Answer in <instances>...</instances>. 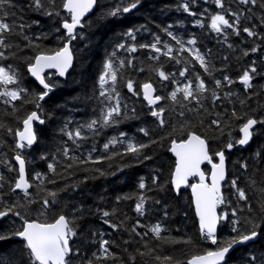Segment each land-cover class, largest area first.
Masks as SVG:
<instances>
[{
	"label": "trees",
	"instance_id": "1",
	"mask_svg": "<svg viewBox=\"0 0 264 264\" xmlns=\"http://www.w3.org/2000/svg\"><path fill=\"white\" fill-rule=\"evenodd\" d=\"M26 2L27 0H12V5L15 7L9 5L0 10V15L7 11L10 14L5 18L6 22L31 24L25 32L39 47H27L23 51L19 48L13 49L12 51L17 53L16 57L0 61V64H12L20 72V86L28 88L27 99L33 100L31 93L42 91V87L27 72V63L41 51L51 53L57 50L63 42L55 39V36L60 35L54 31L59 26V18H48L37 12L26 10L24 7ZM184 2H190V0H142V5L133 12L101 21V15L120 4L121 0H99L93 13L85 18L90 26L77 30L82 34L83 39L78 37L71 44L74 63L67 76L62 79L52 71L45 74L56 87L49 97L40 102L42 106L40 114L45 119V123L41 125L35 122L39 142L23 153L29 161L28 178L34 185L30 191L33 199L37 201L45 195L38 192L35 185L39 182L32 179L37 172L44 173L48 179L56 181L55 184H50L45 180L44 187L47 189L58 190L67 187L68 190L60 192L59 203L45 216H38L36 210L40 208V204H33L30 218L50 222L59 214L71 217L74 207L82 206L86 210L84 217L77 221V235L70 241L72 248L79 250V254L73 256L72 264H87L88 260H93V264H161V261L155 259L157 255L172 257V264H187V259L191 256L216 247L205 240L200 233L189 189L183 188L179 194H176L172 188L170 179L175 161L169 152V146L173 139L186 138L189 131H194L208 140L210 153L214 157L215 152L219 151L230 138L229 133L231 138L238 139L239 126L244 120L233 118L231 116L233 109L241 117L264 118V39H261L264 37V24L261 23L264 9L240 4L238 0H224L225 9H220L216 7L213 0H207V2L195 0V3L190 2L192 11L197 13L194 17L178 7ZM61 3L62 0H57L61 16L70 19L67 12L59 7ZM250 7L251 11H248ZM225 10L243 13L240 27L252 28L258 36L248 37L242 31L240 36H236L232 34L231 29H228L225 41L224 35L211 31V14ZM225 14L226 18L233 19L227 12ZM197 19L203 22V27L195 23ZM37 20L39 24L34 23ZM140 25H145L148 30L137 34L135 41L137 45L152 43L155 36H159L161 44L158 46L162 50L165 43L173 47V55L178 56L181 63H176L175 60H170L163 55H160L159 60L152 59L151 57L159 54L151 49H139L132 54L119 50L115 58L117 67L120 59L134 58L132 67L126 64L124 68L119 69L116 88L121 94L122 103H126L129 109L133 107L136 109V118L126 119L118 126L102 130L98 136H93L87 141H80L82 146L77 149L60 129L68 120L72 121L68 125L69 129H73L78 123L89 121L99 115V108L102 105L98 99V77L103 71V64L118 43H132L123 36L127 29ZM168 25H172L170 30L185 42V47L198 48L206 55L210 64L214 66L211 75L205 73L187 52L175 51L179 45L163 31ZM15 31L20 30L16 28ZM44 34L48 38H43ZM36 37L41 38L37 40ZM191 38L197 40L195 46L187 45V40ZM8 41L21 47L27 43L22 36L15 34L9 35ZM228 44L233 47L229 48ZM256 46H259L260 50L251 53V48ZM245 50L250 52L248 56L243 54ZM185 60L190 61L187 65L190 71L186 77H180L179 71L186 66ZM253 61L258 73L252 81L253 88L246 92L239 82V77ZM161 67L168 74L175 73L174 79L180 86L188 80H192L195 85L197 73L210 89L215 88V79L223 81L225 75L235 83L223 89H216L222 99L215 105L211 102L210 93H206L208 99L203 101L204 108H199L195 102L188 104L187 108H182L180 103H173L167 99L178 84L172 82L171 76L168 81H162L153 70ZM128 79L135 81V87L138 90L143 83L151 82L157 89V93L166 97L158 105L166 109L164 113L166 123L163 127L149 114V106L142 94L134 96L128 92L125 87ZM9 87H15V85ZM225 92H232L233 95L224 99ZM178 99L182 101V96L178 95ZM240 100H244L245 103L242 105ZM183 103L187 104V102ZM189 109L194 110L189 111ZM31 111H39L33 103L16 101L14 109L11 105L3 103V98H0V124L4 126L0 128V157L10 161L14 167H17L15 160L12 159L14 156L12 149L16 142L15 132L21 128L23 118ZM181 111L184 112V116L179 115ZM213 119H220L222 124L228 125L224 128L223 135L210 125ZM141 127L148 130L149 136L145 137L138 131ZM7 128L13 130L11 134L6 131ZM257 128L258 134L253 137L249 145L236 146L230 152H226L228 173L223 188L226 203L218 206V209L221 214L228 213V220L222 221L217 229V236L221 242L234 235L231 231V222L234 220H240L239 227L242 231L250 227L245 222L246 218L255 220L264 227V222L261 221V217H264V211L261 210V198L264 197V193L260 191L264 188V161L256 155L258 152L264 154V126L258 125ZM120 132L127 133L128 137L139 142L156 141L146 150L152 159L138 163L131 156H114L113 159L103 160L97 164L91 162L80 164L66 159L62 153V148L66 144L70 149V155L80 159H85L93 146L96 149L92 153L93 158L111 155L122 151V147L118 145L105 152L103 144L111 137L118 136ZM41 156L46 158L41 159ZM245 162L248 164L247 170L241 167V164ZM49 163L55 165V173L48 170ZM69 164H72V167H67ZM208 168V165L204 166L205 171H208ZM95 169H100L105 174L100 175ZM0 175H3L7 181L4 186V191L7 192L10 182L17 178V172H10L4 164H0ZM153 176L158 177V183L162 187L153 184ZM230 177H237L239 187L245 189L252 205L251 213L246 207L240 210L244 202L238 200L235 189L229 184ZM141 178L148 185V188L143 190V194L149 198L145 206V214L142 216L135 212V204L141 195V190L138 188ZM252 180L255 181L254 184ZM17 196L21 201L24 200L22 193L12 194L13 198ZM118 197L121 199L118 200ZM234 208L238 210L236 217L231 215ZM97 209L114 213L107 219L120 225L119 229L113 230L104 224L105 218ZM137 221L142 227H137L136 231L141 234L147 233V235L138 236L131 231ZM8 223L10 221L5 220L0 222V226L6 227ZM19 223V220H16L17 226ZM157 223L164 229L161 235L165 239H157L149 230ZM93 232L103 233V236H93ZM101 238L112 242L110 251L116 255V259H95L93 253L100 254L99 240ZM174 240H190L191 242L173 243ZM21 243L19 239H15L3 243L0 247L14 249ZM150 250L151 254H149ZM141 252L145 254L140 255ZM250 254L257 257L264 255V234L256 241L233 250L229 254V264H245ZM130 256H135V260H131Z\"/></svg>",
	"mask_w": 264,
	"mask_h": 264
},
{
	"label": "snow or ice",
	"instance_id": "2",
	"mask_svg": "<svg viewBox=\"0 0 264 264\" xmlns=\"http://www.w3.org/2000/svg\"><path fill=\"white\" fill-rule=\"evenodd\" d=\"M99 0H62L59 7H62L68 14L69 18H64L61 16L58 10L57 0H27L24 5L26 10L34 11L42 16L48 18L57 17L59 18V26L55 28V33H60V35L55 36V39L62 41V46L57 50L52 51L50 54L41 51L39 54L35 55L34 58L27 63V72L38 81L39 85L42 86V91L38 93H31L34 97L33 100H28L27 95L29 90L26 87L20 86L21 74L12 65L0 64V98H3V103L11 105L15 109V102L22 101L24 103H33L37 110L28 113L22 120L23 129L17 130L15 132L16 142L12 151L14 156L12 159L15 160L17 167H14L10 161L5 158L0 157V164H4L8 168V171H16L17 178L10 182L7 192L4 191L5 177L0 175V222L9 220L10 223L7 226H0V245L3 243L14 241L19 239L21 245L14 249H6L0 247V264H72V258L79 254L78 249H73L70 245V241L73 237L77 235V221L84 217L85 209L81 207H74L72 209L73 215L71 217L65 214L57 215L51 222L47 220H40L39 218L31 219L30 215L33 211L32 205L35 203L40 204L38 211V216H45L50 210H53L54 206L59 203L60 192L67 191V187L58 190H50L44 187L45 180L47 183L55 184L56 181L48 179L44 173H35L32 179L38 181L39 183L35 185L38 192L45 193L41 196L39 201L33 199L32 192L30 189L34 187L31 180L28 178V159L24 155L26 149H31L35 144L39 142V135L34 127V122H38L43 125L45 119L42 118L40 112L42 111L41 101H44L46 97L54 92L56 87L55 83L46 78V69H55L60 77L66 75L68 70L73 66V51L71 44L73 41L77 40L78 37L83 39V36L78 29H83L86 26H90L85 21V17L92 13L94 8L98 6ZM191 3H195V0H190ZM190 2H184L178 7L190 16H197L195 11H192L190 7ZM207 2V0H206ZM216 7L220 9H225L224 0H213ZM240 4L258 6L264 9V0H238ZM9 5H12V0H0V10L5 9ZM142 5V0H121L120 4L115 5L113 8L108 9L104 12L100 20L103 21L106 18H116L123 14H128L133 12V10L138 9ZM15 7V5H12ZM207 11V10H205ZM251 11V7L248 8ZM225 12L228 13L233 19L226 18ZM10 13L7 11L0 15V61H7L11 58L16 57L17 53L12 51L13 49L19 48L23 51L27 47H36L39 45L35 43V40L30 38L25 29L30 28L31 24L19 23L15 21L12 23L6 22V17ZM203 15V13H201ZM243 13L231 12L230 10H225L224 12H217L211 14L210 16V29L211 31L224 35L225 41L227 40V30L231 29L232 34L240 36L241 31L245 33L248 37H257L258 33L249 27H240L241 16ZM34 23L39 24V21H34ZM195 23L203 27V22L199 19ZM261 23L264 24V16L261 17ZM19 28L20 31H15ZM172 25H168L163 29V31L169 36L173 41L179 45V48L175 51L177 52H187L193 60L198 62L199 66L208 75L212 74L213 65L205 54L201 53L198 48L195 47H185V42L179 39L170 29ZM63 30V32H61ZM145 25H140L138 27L134 26L123 34L127 40L132 41V43L121 42L115 46V49L108 56L103 64V71L98 77L99 86V103L102 105L99 108V115L89 121L78 123L73 129H69L68 125L72 123L71 120L65 122L64 126L60 131L68 137L69 140L73 142L77 149L82 145L80 141H87L93 136H98L101 134L102 130L118 126L120 123L124 122L126 119L136 118V109L133 107L129 109L126 103H122V98L120 92L116 88L118 80V71L120 68H124L127 64L128 67L133 66V59L128 58L120 59L118 61V67L116 65V56L119 50H124L129 54L136 53L139 49H151V51L159 54L152 59L159 60L160 55L168 57L170 60H175L176 63H181V59L173 55L174 49L167 43L164 44L163 50L158 45L161 44V39L159 36H155L154 42L149 44H139L135 43L137 40V34L141 31H147ZM18 35L27 41V43L21 47L17 44L8 41L9 35ZM41 37H36L35 39H40ZM43 38H48L44 34ZM264 39V37H261ZM187 45L195 46L197 40L191 38L187 40ZM229 48L233 45L228 44ZM259 46L252 47L250 52H258ZM249 51L245 50L244 55L248 56ZM227 59V57H225ZM185 67L179 71L180 77H186V74L190 71L187 66L190 61L185 60ZM157 72V75L162 81H168L170 76L173 78L172 82H178L174 79L175 73L168 74L161 68L153 69ZM143 71V69H140ZM258 73V69L255 66V61L245 69L242 75L239 77V82L244 86L245 91L253 88L252 81L255 75ZM235 81H233L229 76L225 75L223 81L220 79H215V88L210 89L205 80L201 76L196 74V82L193 84L192 80H188L182 86H178L170 92L167 99L173 103H180L182 108H187L188 104L195 102L199 108H204L203 101L208 99L206 93H210L211 102L213 105L217 101L222 99L221 95L216 91V89H223L225 86H230ZM15 87H9L13 86ZM125 87L128 92L132 93L134 96H139L142 94L143 99L147 102L150 112L149 114L156 118L159 125L163 127L166 123L164 119V113L166 109L164 107H158L161 101L165 100L166 97L156 94L157 89L152 83H143L139 90L135 87V81L128 79ZM178 95L182 96L183 103L178 99ZM233 95L232 92H225L223 95L224 99H227ZM243 105L244 100H240ZM194 109H189L193 111ZM180 116H184V112L179 113ZM231 116L238 120H244L241 126H239V132L242 134L240 138H231V133H229V139L223 144V147L215 152V157L218 158V162L213 161V156L210 155L208 140L194 131H189L187 133L186 139H181L177 141L173 139L171 141V146L169 151L175 156L174 170L171 173V185L173 190L179 194L182 187H190L196 214L199 218V229L202 237L209 241L212 245L216 247L211 250H207L203 255L193 256L187 261V264H229V254L238 245H248L249 242L256 241L262 234H264V227L261 223L256 222L250 218H246V224L249 225L246 230L242 231L239 227L240 220L232 221L231 231L234 233L231 237L221 242L217 236L218 225L222 221L228 220V213L218 214V206L225 204L226 200L222 192V182L226 180V152H230L236 146H247L252 141L253 137L258 134V125L264 126V118H256L249 116L247 118L241 117L233 109ZM211 126L218 129L221 135L224 134V128L228 127L226 124H222L220 119H213L210 122ZM4 126L0 124V128ZM6 131L11 134L12 129L7 128ZM145 137L149 136L147 129L141 127L138 130ZM87 133V134H86ZM154 140L149 142H139L134 138L128 137L127 133L120 132L118 136H113L106 143L103 144V149L108 152L110 148H115L116 146H121L122 151L114 152L111 155L93 158L92 153L96 151L95 147L87 153L85 159H80L79 157L70 155V149L66 146L62 148V153L66 159L73 162H78L80 164L93 163L97 164L103 160L113 159L114 156H131L136 162H143L152 159L150 155L147 154L146 150L151 147ZM257 156L261 157L264 161V154L256 153ZM46 157L41 156V159ZM207 162L211 165L210 177L206 176L205 171L202 170L201 165ZM48 170L52 173L56 172L55 165L49 163L47 165ZM67 167H72L69 164ZM241 167L247 170L248 164L242 163ZM122 170V169H121ZM100 175L105 173L100 169H95ZM115 173H113L114 175ZM198 177L197 183H189L190 178ZM152 182L157 187H162L158 183V177L153 176ZM253 184L254 180L251 181ZM231 187L235 189V194L239 201L244 202L240 210L246 207L251 213L252 205L249 202V197L245 189L239 187L237 179L231 181ZM138 188L141 190V195L138 197L137 203L135 204V212L138 215H144L146 211V203L148 197L143 194V190L148 188V185L141 178ZM150 190V189H149ZM261 193H264V188L260 189ZM22 193L24 200L21 201L19 196L13 198L12 194ZM125 199L130 197H124ZM121 199L120 197L117 198ZM159 203V201H155ZM261 210L264 211V197L261 198ZM98 212L102 214L103 223L108 225L113 230H118L120 225L113 223L111 220L107 219L114 213L107 210L97 209ZM237 209H232L231 215L233 217L237 216ZM78 214V215H77ZM167 215V213H165ZM15 218V219H13ZM16 220H19V225H16ZM261 221L264 222V217H261ZM137 227H142L140 222H136L131 231L135 232L136 235L142 236L147 235V233L141 234L136 231ZM157 239H165L162 237L161 233L164 231L161 224L157 223L149 229ZM103 236V233L93 232V236ZM173 243H190L187 241L174 240ZM127 243V241H126ZM111 241L101 238L99 240L100 254L97 255L93 253L95 259H116V255L110 251ZM139 251V250H138ZM145 253H140L144 255ZM151 254V250L149 252ZM26 258V259H25ZM131 260H135V256H130ZM157 261H161V264H172V257L170 256H159L155 257ZM87 264H93V260H88ZM245 264H264V255L257 257L254 254H250Z\"/></svg>",
	"mask_w": 264,
	"mask_h": 264
},
{
	"label": "water",
	"instance_id": "3",
	"mask_svg": "<svg viewBox=\"0 0 264 264\" xmlns=\"http://www.w3.org/2000/svg\"><path fill=\"white\" fill-rule=\"evenodd\" d=\"M96 8H94V10H95ZM93 10V11H94ZM65 11V10H64ZM93 13V12H92ZM91 13H89L86 17H88L89 15H90ZM85 17V18H86ZM48 54H50V53H48ZM73 57H74V55H73ZM73 63H74V59H73ZM72 68V67H71ZM70 68V69H71ZM70 69L68 70V72L66 73V75L65 76H63V77H61V78H65L66 76H67V74L69 73V71H70ZM49 70H52V71H55V73H56V75L57 76H59L58 74H57V72H56V70L55 69H46L45 70V73L47 72V71H49ZM30 75V74H29ZM31 76V75H30ZM32 77V76H31ZM60 77V76H59ZM34 80H35V78L34 77H32ZM36 81V80H35ZM37 83H38V81H36ZM149 83H151V82H149ZM39 84V83H38ZM153 84V83H152ZM154 86V85H153ZM42 87V86H41ZM155 87V86H154ZM156 94H158L157 92H156ZM159 95V94H158ZM162 102V101H161ZM34 127H35V122H34ZM23 129V124H21V128L19 129V130H22ZM197 133V132H196ZM197 134H199V133H197ZM200 135V134H199ZM241 133H240V135H239V138L241 137ZM202 136V135H201ZM203 137V136H202ZM183 139H186V138H183ZM177 140V139H176ZM179 140H181V139H179ZM179 140H177V141H179ZM170 146H171V142H170ZM170 146H169V149H170ZM243 147H246V146H243ZM170 152V151H169ZM171 153V152H170ZM172 154V153H171ZM172 156H173V158H174V161H175V156L172 154ZM214 162H218V158H216V160H213ZM205 164H207V162H205L204 164H202L201 165V168H202V170L204 171V169H203V166L205 165ZM174 165H175V162H174ZM17 168H18V165H17ZM173 170H174V167H173ZM210 172H211V165H210V169H209V172L208 173H206V176H209L210 177ZM226 177H227V161H226ZM194 178V177H193ZM197 178V180L196 181H193V182H191V183H197L198 182V177H196ZM192 178H190V180H191ZM171 180V179H170ZM190 180H189V183H190ZM190 183V184H191ZM223 183V182H222ZM173 188V187H172ZM183 188H185V187H182L181 189H183ZM189 189H190V195H191V200H192V205H193V210H194V213H195V216H196V218H197V223H198V227H199V218H198V216H197V214H196V210H195V204H194V200H193V196H192V192H191V188L189 187ZM175 192V191H174ZM176 193V192H175ZM217 212H218V209H217ZM218 214H219V212H218ZM51 222V221H50ZM18 239V238H17ZM240 246H243V245H238V246H236L235 248H234V250L236 249V248H238V247H240ZM233 251V250H232ZM231 251V252H232ZM230 252V253H231ZM204 253H201V254H195V255H193V256H196V255H203ZM192 256V257H193ZM192 257H190L189 259H191ZM188 259V260H189ZM187 260V261H188Z\"/></svg>",
	"mask_w": 264,
	"mask_h": 264
},
{
	"label": "rangeland",
	"instance_id": "4",
	"mask_svg": "<svg viewBox=\"0 0 264 264\" xmlns=\"http://www.w3.org/2000/svg\"><path fill=\"white\" fill-rule=\"evenodd\" d=\"M240 175H242V174H240ZM235 176H236V174H235ZM233 179H237V177H230V179H229V184H230V185H231V181H232ZM237 182H238V179H237Z\"/></svg>",
	"mask_w": 264,
	"mask_h": 264
}]
</instances>
